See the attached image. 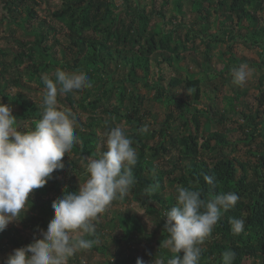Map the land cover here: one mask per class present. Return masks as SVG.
Listing matches in <instances>:
<instances>
[{
    "label": "trees",
    "instance_id": "1",
    "mask_svg": "<svg viewBox=\"0 0 264 264\" xmlns=\"http://www.w3.org/2000/svg\"><path fill=\"white\" fill-rule=\"evenodd\" d=\"M141 1L61 0L59 7L47 9L52 19L51 24L38 17L35 7L40 3L37 0L0 2L2 8L0 24L5 23L9 27L15 25L23 31L26 38H32V41L16 40V52L8 54L0 50V57L4 59L0 60V79L5 81L0 86V98L3 103L16 107L12 115L17 118L18 130L19 122L29 123V129L21 130L26 131L32 129L33 122L40 118L39 101L36 102L31 96L35 90L24 89L21 81L24 77V81L37 82L45 88L43 78L47 76L54 79L53 73L57 67L53 64L51 56H55L56 48L60 44L57 39L59 34L57 28L66 34L67 42L65 48L60 49L62 58L59 69L84 71L90 82L99 85V89L109 87V93L98 90L100 93L95 98L91 97L88 88L79 92L58 94L60 105L70 109L76 119L75 135L79 142L62 159L63 167L53 173L43 188L36 189L42 196L46 194V199L34 193L29 197L33 209L40 210L42 214L37 223L33 218L27 221L34 233L47 229L53 218L51 209L53 201L60 198L65 191L77 192V182L86 180L80 172L81 162H85L87 158L96 159L100 151L106 150L99 148L98 129L101 127L108 132L114 127V118L127 119L126 116L119 114L120 107L117 106L122 105L136 115L139 113L140 105L133 101L130 105H123L122 101L125 100L130 88L141 84L142 87L153 91L155 102L177 107L179 114L176 122H183L181 124L185 127L191 123L198 130L200 110L191 103H184L173 97L169 89L162 85L163 77L158 76L157 80L151 82L152 64L155 63L159 67L182 62L184 59L181 52L191 50L192 48H188L187 45H193L200 34L205 37L202 42L205 44L206 56L210 46L218 41L227 44L228 51L225 53L229 54V44L239 40V34L234 30V26L229 25L234 20H237L236 26L240 30L242 20L249 19L254 27L249 36L256 40V43L259 35L264 37V29L259 28L257 31L253 16L258 11H264V0H190L191 9L199 15L198 20L204 24L201 26L200 34L188 28L183 38L180 35L184 27L182 21L175 23L172 20L166 21L163 13L157 11L153 5H143ZM212 8L215 14L224 17L223 21L219 19L214 21L215 33H209L211 24L208 19ZM260 47L263 50L260 54L261 65L264 66V47L262 45ZM67 54L71 56L70 59H67ZM229 60L237 66L246 63L249 67H260L256 63L238 60L233 55ZM205 64L209 66V63ZM23 66L24 71H21ZM175 81L177 80L171 79L168 86H174ZM12 83L21 89L13 95L5 93V86ZM198 84L199 82L195 81L185 85L187 89L196 88L195 100L200 96ZM258 89L261 91L259 102L262 105L264 73L260 76ZM233 93L235 98L230 101V110L242 121L238 124L239 131L233 130L241 133L236 140L227 137L229 133L226 131H215L208 139L199 137L198 132L196 135L190 133L179 136L177 133H170L173 126L168 120L162 124L160 130L138 134L141 126L131 123V131H128V134L134 141L132 146L137 154V164L133 168L136 183L125 197L114 200L113 203L118 205L130 201L138 204L145 209L148 216L155 218V228L147 235L136 215L129 212L124 215L118 214L109 223L113 225V229L117 227L121 230V241H127L137 234L149 242L151 258L162 257L165 261L171 258L173 254L168 251L162 254L157 252L163 249L160 248L161 241L167 238V233L163 231L165 223L163 213L175 205L177 186L199 188L204 198H209V185L204 180V176L208 175L215 177L216 187L211 190L212 194L233 191L238 194L239 200L228 212L221 214L212 235L201 245L202 255L199 264H222L221 254L226 250L235 252L233 264H264V122L258 119L260 118L258 113L235 112L233 101L241 99L245 92L240 94L238 90H233ZM116 95L118 100L115 99ZM90 98L93 100H89ZM189 98L187 95V99ZM78 113L82 115L79 116ZM82 116L85 117L84 121L81 119ZM219 120H224V117L217 119V122H220ZM258 138L260 141L257 142ZM166 140L169 141L168 144ZM239 145L244 146L249 156L247 161L232 157ZM167 146L178 151V161L170 163V171L157 168L154 163L162 157L165 159L168 155ZM70 154L77 159H70ZM149 185L157 186L151 196L144 193V189ZM165 185L172 188L175 195L164 194ZM43 216L51 217L44 219ZM233 217L245 220L244 231L240 234L231 231L229 220ZM96 226L101 227V224L95 223L94 234L89 237L95 241L93 247L76 253L70 258L69 264H83V254L96 253L101 256L107 254L108 246L101 242ZM3 237L4 235H0V240H3ZM10 243L13 247L20 248L33 241L17 244L11 240ZM180 255L182 256V253ZM116 258L118 256L113 262H116ZM136 261L133 257L127 264H136ZM107 264H110L109 261Z\"/></svg>",
    "mask_w": 264,
    "mask_h": 264
},
{
    "label": "clouds",
    "instance_id": "2",
    "mask_svg": "<svg viewBox=\"0 0 264 264\" xmlns=\"http://www.w3.org/2000/svg\"><path fill=\"white\" fill-rule=\"evenodd\" d=\"M251 71L246 63L233 67V83L242 85ZM53 76L54 79L43 78L40 118L30 130H18L12 105L0 102V233L9 224L19 222L30 195L43 188L53 173L63 167L62 159L79 142L75 135L76 119L70 109L60 105L57 96L90 88V79L84 71L66 72L59 68ZM149 130L144 124L138 134ZM133 143L123 125L111 127L102 140L101 147L106 150L100 151L96 159H87V179L79 184V190L65 191L53 201V218L46 230H40L41 238L14 249L3 264H69L76 253L91 249L95 243L89 238L95 231L93 222L136 183L133 168L137 154ZM204 180L210 189L207 199L199 188L177 186L175 205L163 213L167 238L160 244V248L173 255L167 261L156 256L151 264H199L201 245L212 235L221 214L239 200L233 191L212 194L216 187L214 176L205 175ZM156 187L149 185L144 193L151 196ZM229 223L234 234L244 231L243 218H230ZM235 255L232 250L224 251L222 264H233ZM136 264H144L143 259L138 258Z\"/></svg>",
    "mask_w": 264,
    "mask_h": 264
},
{
    "label": "rangeland",
    "instance_id": "3",
    "mask_svg": "<svg viewBox=\"0 0 264 264\" xmlns=\"http://www.w3.org/2000/svg\"><path fill=\"white\" fill-rule=\"evenodd\" d=\"M2 1L3 0H0V2ZM37 2L40 3L39 6L35 7L38 17L42 20H45L47 24H51L52 19L48 15L47 9H55L57 6L59 7L61 0H43V2L37 0ZM162 2L163 0H154L153 2H151V0L141 1L143 5H153L157 11L163 13L166 21L172 20L174 23L182 21V25L184 27L180 31L181 38L185 36L188 28H192L195 33L200 34V31H202L201 26L204 24V22L198 20L199 15L191 9L190 0H164L163 4ZM214 8L210 10L211 15L208 19L209 23L211 24V30L209 31V33L216 32V29L214 27L215 20H224L223 16L219 17L214 13ZM0 9L2 8L0 7ZM253 16L256 20L257 31L259 30V28L264 29V11H258L254 13ZM236 23L237 20L229 23V25L232 24L234 26V30L237 34H239V40L229 44V54L225 53L226 51H228V49L226 48L227 44L225 45L224 43L218 41V43L214 42L210 46L208 56H206L205 44H203L202 42L205 37L200 34V36L195 39V43L193 45H187L188 48H192L191 50H189L188 52H181V56L184 59L182 60V62L177 64L172 63L171 66L166 64L159 67L156 66L155 63L152 64V72L150 78L151 82L154 79L157 80L158 76L163 77L162 85L169 89V92L173 97L177 98L178 100H182L184 103H191L193 107H197V109L200 110V115L198 117V130L196 126L192 125L191 123H188L187 127H185L183 124H181L183 122H176V118L179 114L177 107H168L159 102H155L154 92L142 87L141 84H137L134 88H130L127 92L125 100L122 101L123 105L125 106L127 104L130 105L132 101L136 105H140L139 113L136 115L133 111H127V109L123 108L122 105H118L117 107H120L118 109L119 114L121 116H126L127 119L117 120L116 118H114V127L116 125H123L128 132L131 131V123L139 124L140 126L147 124L151 131H156L160 130L162 124L166 120H168L169 123H171L173 126V131L171 130L170 133H177L179 136L188 135L190 133L196 135V133L198 132L199 137L208 139V137L213 135L215 131H226L229 133L227 137L232 138V140H236L241 135V133L233 132V130L239 131L238 124H241L242 121L239 116L233 114L234 111L231 112L230 110V101L235 98L233 90H238V93L240 94L245 92V95L241 99L233 101V108L235 112L258 113L260 117L258 119L264 122V103L260 105L259 96L261 91L258 89L260 76L262 73H264V66L261 65L262 58L260 55L263 52L262 47L260 46L262 45L264 47V37L259 35L257 40L258 42L256 43V40L249 36L250 32L254 31V27L250 23L249 19L242 20V22L240 23V30L237 28ZM57 29L59 33L57 39L59 40L60 44L56 48L55 56L51 54V57L54 60L53 64L57 68H60L58 67L62 58L60 49H64L67 45V42L66 34L63 31H60L59 28ZM16 40L32 41V38H26L25 35H23V31L17 28L15 25H11L9 27L5 23L0 24V50L6 53L16 52ZM231 55L236 57L238 60H245L249 61L250 63H256L260 65V67H249L252 70L251 75L242 85L233 83L231 69L238 66L235 63L230 62L229 59ZM70 57L71 56L67 54V59H70ZM0 60L4 59L0 57ZM205 63H209V66H207ZM24 67L25 66L21 68V71H24ZM65 71L73 72L74 70L66 69ZM171 79L177 80L173 83L174 86H168V83L171 81ZM24 80L25 79L23 77L21 86L24 89L35 90L32 92L31 96L35 99L36 102L39 101L38 104H40L42 100V93L45 88L41 87L39 83L37 84V82L29 83ZM195 81L199 82L198 89L200 96L198 100H195L196 88L192 87L187 89L185 87L188 82L194 83ZM4 82L5 81L0 79V86H2ZM90 83L92 86L88 88V91L91 97L95 98L98 93H100V90L109 93L108 86L99 89V85L96 82ZM20 89V87L12 83L6 85L4 91L7 94L13 95L16 94V92ZM187 95L190 97L189 99H187ZM115 97V99L118 100L117 95ZM89 100L93 99L90 98ZM0 102H3L1 98ZM114 103L116 104L117 102L115 101ZM12 108L13 110L16 109L15 106ZM78 115L81 116L82 114L78 113ZM222 116L224 117V120H219L220 122H217V119H220ZM81 119L82 121H84L85 117L82 116ZM18 126L20 131L30 128L29 123L26 121L19 122ZM105 133H107V131H105L103 128L100 127L98 129V135L100 137V149L103 148L101 147V145ZM258 141H260V138L257 139V142ZM166 142L167 144L169 143L168 140H166ZM151 143L152 142H150V144ZM167 147L168 155L165 157V159H163L162 157V159L157 160L154 163L156 164L155 166H157V168H162L163 170L170 171V163L178 161V151L170 148L169 146ZM237 147V152H234L232 157H238L240 161H247L249 156L246 154L244 146L239 145ZM70 159L75 160L77 159V157L73 154H70ZM87 159L85 162L83 161L80 164V172L82 173L83 179H87L84 170ZM83 182L84 181L82 180H79V182H77L78 190L79 184ZM33 193L42 196V194L38 193L36 190H34ZM164 194H166L167 196L175 195L173 189L168 185H165ZM45 195L42 196V198L44 197L43 199H46ZM126 212L136 215L137 218H139L141 224L144 226L147 235L152 233L153 229L155 228V218L148 216L145 213L146 211L144 208L130 201L118 205L112 202V204L108 206L103 213L99 214L98 218L93 222L94 226L96 222L101 224V227L96 226V228L99 230L101 242L108 246L107 254L111 256V258L107 254H105V256H101L100 254L96 253H87L86 255L83 254L82 256L83 264H107V261H109L110 264H127L133 257L136 260L138 258L143 259L144 264H151L153 258H151L150 256L149 242L147 240L142 239L136 234L131 236L127 241H121V230L117 227L113 229V225L109 223V221H111L116 215H124ZM39 217L42 218L40 210L33 209L30 203H28L25 206V209L20 214L19 222L9 224L6 230L0 233V235H4L3 240H0V264H3L4 260L10 253L13 252L14 249H17L10 243L11 240H13L17 244H21L28 240H32L34 242V239L41 238L40 230L38 231V233H34L30 224H28L27 222L29 218H33V221L37 223L40 221ZM50 217L51 216H46L44 217V219H50ZM115 225L117 226V222H115ZM154 246L155 248H157L156 245ZM158 251L160 254L167 251L171 253L166 248L157 250V252ZM116 256H118V258L120 259L118 260V258H116V262H113Z\"/></svg>",
    "mask_w": 264,
    "mask_h": 264
}]
</instances>
